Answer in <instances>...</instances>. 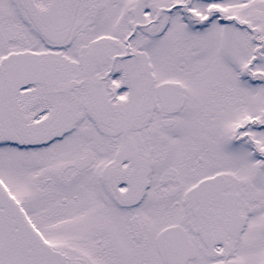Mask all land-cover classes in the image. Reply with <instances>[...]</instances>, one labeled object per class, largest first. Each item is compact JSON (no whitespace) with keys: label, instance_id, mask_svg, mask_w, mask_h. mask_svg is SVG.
Instances as JSON below:
<instances>
[{"label":"snow or ice","instance_id":"obj_1","mask_svg":"<svg viewBox=\"0 0 264 264\" xmlns=\"http://www.w3.org/2000/svg\"><path fill=\"white\" fill-rule=\"evenodd\" d=\"M0 264H264V0H0Z\"/></svg>","mask_w":264,"mask_h":264}]
</instances>
